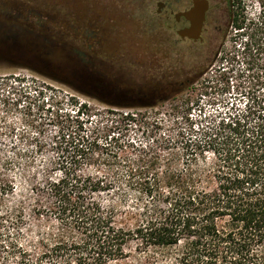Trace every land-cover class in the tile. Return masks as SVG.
Listing matches in <instances>:
<instances>
[{"label": "trees", "instance_id": "obj_1", "mask_svg": "<svg viewBox=\"0 0 264 264\" xmlns=\"http://www.w3.org/2000/svg\"><path fill=\"white\" fill-rule=\"evenodd\" d=\"M258 5L247 20L240 2L227 4L250 53L245 73L260 83L264 0ZM195 80H177L174 94ZM195 133L164 150L143 147V166L126 174L86 171L96 143L64 136L42 174L28 160L20 178L28 190L5 161L0 264H264V106L247 104Z\"/></svg>", "mask_w": 264, "mask_h": 264}, {"label": "rangeland", "instance_id": "obj_2", "mask_svg": "<svg viewBox=\"0 0 264 264\" xmlns=\"http://www.w3.org/2000/svg\"><path fill=\"white\" fill-rule=\"evenodd\" d=\"M2 1L24 5L18 8L24 16L73 23L76 30L64 31L62 37L68 45L64 53H87L94 43L88 40L94 33L89 21L101 20L96 50L104 62L98 73L67 65V60L40 62L33 41L25 36L0 42V168L5 161L15 163L7 172L15 175L19 190L29 189L20 180L26 163L31 161L29 167L42 174L58 157L54 143L64 136L96 143L86 171L126 174L143 166V147L164 150L243 112L247 104L264 106V78L258 83L245 73L250 61L246 39L237 37L224 0H211L212 24L202 44H182L175 37L173 70L164 79L150 71L155 63H150V51L157 39L145 29L151 21L162 23L154 0H142L140 10L118 0ZM233 1L241 3L247 20L257 17L258 0ZM163 2L176 13L191 6V0ZM47 34L60 40L53 29ZM190 72L196 75L194 84L174 94L180 87L176 81Z\"/></svg>", "mask_w": 264, "mask_h": 264}, {"label": "flooded vegetation", "instance_id": "obj_3", "mask_svg": "<svg viewBox=\"0 0 264 264\" xmlns=\"http://www.w3.org/2000/svg\"><path fill=\"white\" fill-rule=\"evenodd\" d=\"M154 1L157 2L156 18L162 23L154 24L151 21L150 24L148 23L149 28L147 27L148 29H145V31L150 33L149 36L157 39L156 43L154 44V48L150 51V63L155 62L150 71L159 78L164 79L168 76V72L173 70L175 37H177V41L182 44H202L204 42V36L212 24L211 17L213 15V8L211 5V0H207L210 7L206 14V22L201 34V39L194 41L188 38L183 39L178 34L179 31H183L186 28L187 22L183 19L179 21L176 19L178 14L189 11L193 7V0H191V6L188 9L179 11L177 13L170 9L169 3L163 2L164 0ZM224 1L227 5L228 0ZM118 2L134 7L138 10H140L142 7V0H118ZM159 3H163L164 5V8L160 13L158 12ZM9 4L10 5H6L4 1L0 0V42H9L15 37L19 39L20 37L24 38L25 36L27 39L30 38V40L33 41L30 42L34 45L33 54H35V57L39 58L40 62L42 63L50 64L59 63L60 61L65 63L67 60V65L77 64L78 66H84L89 70V72L98 73L99 69H101V64L104 61H102V57L96 50V48L100 46L101 42V38H99L100 35L97 34V32L101 30V20L93 18L89 21L90 23L88 24V27H92L94 33H89L88 40L93 41L94 43L88 46L87 53H82L78 51V49L64 53L65 48H68V45L63 43L62 37L66 36L64 31L68 32L76 30V27L73 23L64 21V19L57 17L53 22L49 16L45 15L43 19H40L39 16H33L31 13H29L27 16H24V14L18 10V8H21L19 6L24 7V5L11 2H9ZM39 19L42 21L41 23H39ZM139 22H141V20ZM141 27L142 30L144 27L142 25ZM52 29L57 32V36L59 35L60 40L56 41L52 35L47 34ZM14 34L16 36H14ZM124 56H126V54H122L121 57ZM139 69L142 71V66ZM187 75L188 76H181L182 78L186 77L183 79V81L190 80L196 76L195 74L191 75V72ZM170 79L173 80V76L170 77Z\"/></svg>", "mask_w": 264, "mask_h": 264}, {"label": "water", "instance_id": "obj_4", "mask_svg": "<svg viewBox=\"0 0 264 264\" xmlns=\"http://www.w3.org/2000/svg\"><path fill=\"white\" fill-rule=\"evenodd\" d=\"M209 7L210 5L207 0H193V7L189 11L180 13L176 16L178 21L183 19L187 22L186 28L178 32L183 39L188 38L194 41L201 39ZM158 8V12L160 13L164 8L163 3H159Z\"/></svg>", "mask_w": 264, "mask_h": 264}]
</instances>
